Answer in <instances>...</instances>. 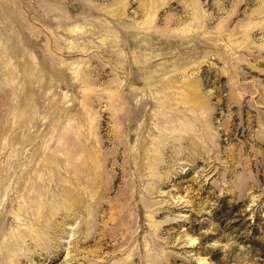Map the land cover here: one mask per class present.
Segmentation results:
<instances>
[{"label":"rangeland","instance_id":"1","mask_svg":"<svg viewBox=\"0 0 264 264\" xmlns=\"http://www.w3.org/2000/svg\"><path fill=\"white\" fill-rule=\"evenodd\" d=\"M0 264H264V0H0Z\"/></svg>","mask_w":264,"mask_h":264}]
</instances>
